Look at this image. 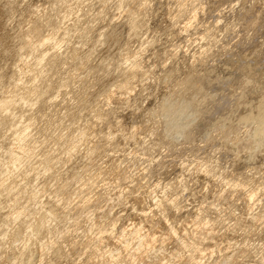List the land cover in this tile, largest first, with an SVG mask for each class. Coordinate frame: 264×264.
Segmentation results:
<instances>
[{"label": "bare ground", "instance_id": "bare-ground-1", "mask_svg": "<svg viewBox=\"0 0 264 264\" xmlns=\"http://www.w3.org/2000/svg\"><path fill=\"white\" fill-rule=\"evenodd\" d=\"M0 1V264H264V0Z\"/></svg>", "mask_w": 264, "mask_h": 264}, {"label": "rangeland", "instance_id": "rangeland-1", "mask_svg": "<svg viewBox=\"0 0 264 264\" xmlns=\"http://www.w3.org/2000/svg\"><path fill=\"white\" fill-rule=\"evenodd\" d=\"M0 3H1V1H0ZM97 4H99V3L97 2ZM17 6H18V5L16 4V8L18 9L19 7H17ZM9 27H11V26H9ZM11 28H12V27H11ZM85 49H86V48H85ZM85 49H84V50H85ZM99 59H100V57H99V55H98V56L96 57V60H95V61L97 62ZM11 61H12V59H8V60L6 61V64L10 63ZM95 61H94V62H95ZM96 62H95V63H96ZM1 64H2V62L0 61V65H1ZM41 125H42V124H41Z\"/></svg>", "mask_w": 264, "mask_h": 264}]
</instances>
